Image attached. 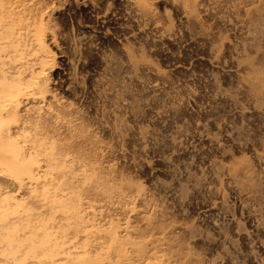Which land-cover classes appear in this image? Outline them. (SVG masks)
<instances>
[{"label":"rangeland","instance_id":"obj_1","mask_svg":"<svg viewBox=\"0 0 264 264\" xmlns=\"http://www.w3.org/2000/svg\"><path fill=\"white\" fill-rule=\"evenodd\" d=\"M49 1L53 87L101 141L114 170L157 200L153 229L169 232L182 255L203 264H264V208L252 214L227 172L217 171L264 149V114L234 74L244 52L242 14L216 0H192L190 11L176 0H152L149 12L131 0ZM128 49L165 76L144 62L133 66Z\"/></svg>","mask_w":264,"mask_h":264},{"label":"bare ground","instance_id":"obj_2","mask_svg":"<svg viewBox=\"0 0 264 264\" xmlns=\"http://www.w3.org/2000/svg\"><path fill=\"white\" fill-rule=\"evenodd\" d=\"M131 1L145 12L152 0ZM176 1L194 9L192 0ZM216 1L242 14L244 52L234 74L264 114V0ZM52 5L0 0V264H203L199 256L182 255L169 232L153 229L152 215L162 212L157 200L114 170L101 141L54 89ZM132 49L133 66L144 62L165 76ZM260 164L264 149L217 165L258 216L264 208ZM203 183L195 179V189ZM181 186L185 197L188 187ZM258 230L264 232V219Z\"/></svg>","mask_w":264,"mask_h":264}]
</instances>
